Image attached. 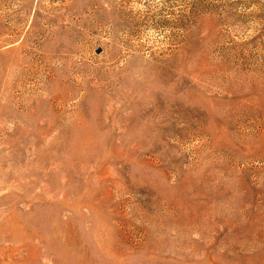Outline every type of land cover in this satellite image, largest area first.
I'll return each instance as SVG.
<instances>
[{
    "label": "rangeland",
    "instance_id": "374dc122",
    "mask_svg": "<svg viewBox=\"0 0 264 264\" xmlns=\"http://www.w3.org/2000/svg\"><path fill=\"white\" fill-rule=\"evenodd\" d=\"M0 264H264V0H0Z\"/></svg>",
    "mask_w": 264,
    "mask_h": 264
}]
</instances>
